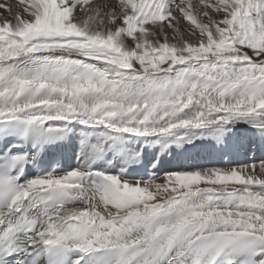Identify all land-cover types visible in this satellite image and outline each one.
<instances>
[{"label": "snow or ice", "instance_id": "1", "mask_svg": "<svg viewBox=\"0 0 264 264\" xmlns=\"http://www.w3.org/2000/svg\"><path fill=\"white\" fill-rule=\"evenodd\" d=\"M0 264H264V0L0 2Z\"/></svg>", "mask_w": 264, "mask_h": 264}, {"label": "bare ground", "instance_id": "2", "mask_svg": "<svg viewBox=\"0 0 264 264\" xmlns=\"http://www.w3.org/2000/svg\"><path fill=\"white\" fill-rule=\"evenodd\" d=\"M260 158L259 152L253 154L245 150L230 151L225 154L208 149H192L181 155L165 157L164 169L192 170L201 167H228L231 164L250 163L253 160L259 164Z\"/></svg>", "mask_w": 264, "mask_h": 264}, {"label": "rangeland", "instance_id": "3", "mask_svg": "<svg viewBox=\"0 0 264 264\" xmlns=\"http://www.w3.org/2000/svg\"><path fill=\"white\" fill-rule=\"evenodd\" d=\"M0 2H3V0H0ZM8 2L14 4L15 3V0H9Z\"/></svg>", "mask_w": 264, "mask_h": 264}]
</instances>
